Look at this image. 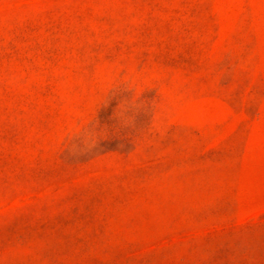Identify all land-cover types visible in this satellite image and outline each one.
Listing matches in <instances>:
<instances>
[{"label": "rangeland", "instance_id": "obj_1", "mask_svg": "<svg viewBox=\"0 0 264 264\" xmlns=\"http://www.w3.org/2000/svg\"><path fill=\"white\" fill-rule=\"evenodd\" d=\"M0 264H264V0H0Z\"/></svg>", "mask_w": 264, "mask_h": 264}, {"label": "clouds", "instance_id": "obj_2", "mask_svg": "<svg viewBox=\"0 0 264 264\" xmlns=\"http://www.w3.org/2000/svg\"><path fill=\"white\" fill-rule=\"evenodd\" d=\"M144 86L151 87L148 80L144 81ZM129 87L131 88L132 84H129ZM141 90L142 88L140 86H136L135 90L132 92V95L129 98H127L126 100H122L117 104L114 115L122 125L130 124L133 118L132 114L130 113H133L136 109L143 106L142 101L138 102ZM75 132L82 136V141L85 147L94 146L98 138H102L107 134L106 129H97L95 125H93L92 127L82 126Z\"/></svg>", "mask_w": 264, "mask_h": 264}]
</instances>
